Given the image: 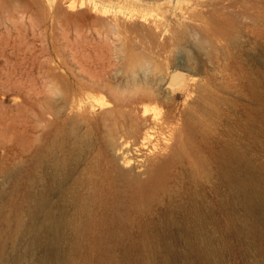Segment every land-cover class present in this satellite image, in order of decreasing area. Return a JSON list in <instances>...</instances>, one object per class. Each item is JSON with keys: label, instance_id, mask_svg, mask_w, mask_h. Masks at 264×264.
Masks as SVG:
<instances>
[{"label": "rangeland", "instance_id": "obj_1", "mask_svg": "<svg viewBox=\"0 0 264 264\" xmlns=\"http://www.w3.org/2000/svg\"><path fill=\"white\" fill-rule=\"evenodd\" d=\"M180 64L192 70L178 68ZM175 67L190 74L194 83H204L210 94L205 106L210 113L193 124L190 134L184 128L179 135L184 153L190 151L187 156L195 159L192 169L200 168L196 143L205 131L222 135L223 149L233 145L264 176V0H0V203L4 214L16 211L28 218L22 197L29 182L35 127L39 135L45 126L65 128L63 117L76 113L80 105H88L90 113L96 114L120 97H132L134 83L157 88L160 100L148 101L151 108L175 106L180 112L187 93L180 85L169 84ZM95 116L89 130L91 155L97 153L99 140L106 139L96 124L105 130L108 122ZM78 129L82 134L86 127ZM178 170L169 169L174 172L170 177L174 193L184 180L176 179ZM206 170L201 175L209 178L206 190L209 200H214L209 188L221 179L212 164ZM202 178L192 180L194 188H199ZM241 198L236 182L223 176V227L208 231L221 255L216 264H264L252 237L244 238L254 217L246 212ZM141 210H146L144 205ZM6 226L0 222L4 236L10 232ZM63 247L73 264H91L93 252L88 247L75 254L67 241ZM193 248L175 243V252L191 254L173 262L196 260ZM11 261L6 257L7 264Z\"/></svg>", "mask_w": 264, "mask_h": 264}, {"label": "bare ground", "instance_id": "obj_2", "mask_svg": "<svg viewBox=\"0 0 264 264\" xmlns=\"http://www.w3.org/2000/svg\"><path fill=\"white\" fill-rule=\"evenodd\" d=\"M177 67L192 70L189 65ZM177 67L169 84L187 93L180 112L175 106L164 111L151 108L148 101L160 100L157 88L134 83L132 97L119 96L96 114L80 105L76 113L63 117L65 128L45 126L42 135L34 128L29 182L21 196L28 218L16 211L10 216L8 211L7 217L0 203V222L10 230L5 236L0 233V264H7L9 256L11 264H73L63 247L66 241L74 254L88 247L91 264H175L191 254L175 252V243L194 246L197 259L186 258L185 264H216L221 255L208 231L223 227V176L236 182L243 196L240 202L254 217L244 238L250 235L264 255V176L230 143L223 149L222 135L205 131L196 143L200 168L192 169L195 159L187 156L190 151L184 153L179 135L184 128L190 134L193 124L210 113L205 107L210 94L204 83H194ZM55 113L59 116L60 110ZM98 114L108 120L105 130L96 124L106 139L99 140L97 153L91 155L89 130ZM80 127H86L82 134ZM211 164L221 179L209 188L214 200L206 190L209 178L201 175ZM171 166L179 168L176 179L184 178L175 193L170 187ZM198 175L204 180L194 188L192 180ZM18 240L23 243L18 245Z\"/></svg>", "mask_w": 264, "mask_h": 264}]
</instances>
